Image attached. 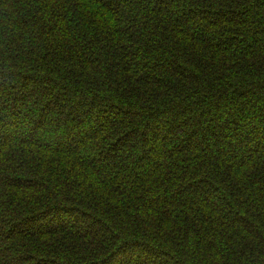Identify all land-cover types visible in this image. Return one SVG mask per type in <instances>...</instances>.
<instances>
[{
    "label": "trees",
    "instance_id": "trees-1",
    "mask_svg": "<svg viewBox=\"0 0 264 264\" xmlns=\"http://www.w3.org/2000/svg\"><path fill=\"white\" fill-rule=\"evenodd\" d=\"M0 264H264V0H0Z\"/></svg>",
    "mask_w": 264,
    "mask_h": 264
},
{
    "label": "rangeland",
    "instance_id": "rangeland-1",
    "mask_svg": "<svg viewBox=\"0 0 264 264\" xmlns=\"http://www.w3.org/2000/svg\"><path fill=\"white\" fill-rule=\"evenodd\" d=\"M11 107V104H10ZM30 109V108H29ZM24 113H27V109L23 110ZM21 126V127H20ZM24 125H22V121L18 122V128H20V130L18 131V137H25V127H22ZM49 131H45L43 134L40 135V138H42L43 140H47L48 138H50L51 136H54L53 132H52V128L48 129ZM243 144L240 143V141L236 140L235 138L231 141V146L235 147V148H240ZM244 148V147H243ZM234 150V148H231ZM247 149V148H246ZM227 151H229V148H226ZM244 151L245 148H244ZM132 153V152H131Z\"/></svg>",
    "mask_w": 264,
    "mask_h": 264
}]
</instances>
